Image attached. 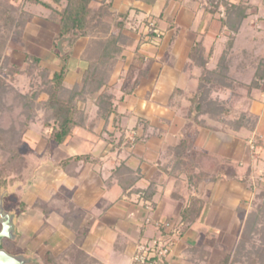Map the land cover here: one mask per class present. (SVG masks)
Segmentation results:
<instances>
[{
  "label": "crops",
  "instance_id": "1",
  "mask_svg": "<svg viewBox=\"0 0 264 264\" xmlns=\"http://www.w3.org/2000/svg\"><path fill=\"white\" fill-rule=\"evenodd\" d=\"M42 1L57 11L66 5ZM231 4L245 9L237 28L226 25ZM103 5L113 18L110 32L131 42L110 76L115 113L95 120L97 108L88 100L82 126L49 163L35 166L37 180L23 199L28 213L19 215L37 221L30 233L35 242L9 254L45 262L47 253L58 257L81 236L79 248L93 264H131L139 246L168 238V222L179 233L162 264H230L255 196L264 190V80L256 73L264 61V0H222L223 16L191 0H89L88 8ZM27 7L32 19L12 46V65L34 58L51 73L65 68L66 87L78 84L89 38L72 39V31L60 37L50 9ZM224 56L230 62L220 79H230L231 87L214 86L209 97L224 104L233 99L234 112L255 119L251 130L203 115L194 119L191 101L203 72L215 70ZM73 157L83 159L61 167Z\"/></svg>",
  "mask_w": 264,
  "mask_h": 264
},
{
  "label": "trees",
  "instance_id": "2",
  "mask_svg": "<svg viewBox=\"0 0 264 264\" xmlns=\"http://www.w3.org/2000/svg\"><path fill=\"white\" fill-rule=\"evenodd\" d=\"M220 1L222 0H209L210 9L215 11ZM24 2L28 5H40L50 9V18L59 27L60 37L66 36L72 31V39L83 36L89 38L87 47L82 54V60L87 63V68L80 82L72 87H66L64 84L65 68L51 73L47 69L39 67L36 59L28 58L33 63L30 72L36 70L37 73L35 75L39 76L41 83L36 85L34 82L29 92L24 96H18L19 101L23 104H30L37 100L41 94L46 96V99L41 104L44 114L47 115V117L44 118V126L50 128L49 142L59 145L66 140L76 127L82 126L85 122L87 112L84 107L88 100L94 101L97 108L95 120L106 121L115 113L113 96L109 93L110 76L115 67L119 52L124 45H128L131 42L120 33L112 34L110 32L113 18L110 16L106 5H103L98 10H90L88 8L89 0H66L65 7L61 11H57L42 0H24ZM12 6L11 0H0V15L6 14V18L10 23L13 20L12 15H9V11L13 8ZM226 15V25L228 27L237 28L245 18V9L241 4H231L226 8ZM26 16L28 17V21L25 20L23 24L26 22L28 24L32 19L30 13L25 14V18ZM115 26L121 28L122 24L116 23ZM10 28V26H6L0 32V54L3 50V42H5L6 37L11 33ZM24 28H26V26H24ZM195 53L196 52L193 51L191 57L194 58ZM228 59L230 60V57ZM229 60L227 61L225 56L221 57L215 70L210 72L203 69L204 83L200 84L199 94L191 101V108L196 111L194 119L196 120L198 116L203 115L212 120H222L231 127L235 125H244L247 129L251 130L255 120H250L252 116H248V114L242 112H234L228 105L224 104V102L210 98L209 94L205 92L208 88L206 87V83L209 85V88L218 85H222V87H231V84H229L231 82L230 79L227 80V77L224 80L220 79V77L223 76V71H228L227 62H230ZM203 64L204 61H202V65ZM257 65L256 73L260 76V79L263 78L262 80H264V61L258 60ZM10 66L9 68L12 72L19 73V68L14 65ZM7 85V82L5 83L0 80V97L1 94L5 93ZM195 100L196 105L194 104ZM26 126L27 125H25L24 128ZM11 157L14 159L17 156L11 153ZM82 159V157L69 158L62 162L61 167L79 162ZM9 161H11V159ZM6 166H8V164H6ZM3 199L4 196L0 190V213L1 210H3ZM260 200H262V202L255 206L256 209L254 208V210L249 212L244 221L239 242L230 258V262H238L242 259L249 260V264H259L260 262L258 259L260 256L258 255L257 259L251 260V256L257 253L251 254L246 245V242L249 241L248 239L250 238V231L258 232L264 240V190L258 192L255 196V203ZM24 207L23 204V208ZM260 222H262V224L258 226ZM71 228L74 229L75 233L79 235L82 234V230L79 229V224H74ZM80 238L60 256L52 257L47 253L45 262L34 264H93L92 260L79 248L81 243ZM3 240L11 244L12 239ZM7 253L9 254V252ZM260 258H262V256ZM228 260L229 259H227V261Z\"/></svg>",
  "mask_w": 264,
  "mask_h": 264
},
{
  "label": "rangeland",
  "instance_id": "3",
  "mask_svg": "<svg viewBox=\"0 0 264 264\" xmlns=\"http://www.w3.org/2000/svg\"><path fill=\"white\" fill-rule=\"evenodd\" d=\"M11 3L13 8L9 11V15H12V22L8 21L6 14L0 15V32L6 26L11 27V33L3 42V50L0 54V80L8 84L5 93L1 94L0 97V190L4 196L2 202L3 210H1L0 215L5 213L13 218L12 236L15 237H12L11 244L2 240L0 248L9 253L22 254L23 250L31 248V244L35 242L32 240L30 233L37 222L31 217L19 218V215L25 216L26 212L28 213V209L23 213V199H27L28 194L30 195L33 190L32 186L35 183L36 175H38L35 166L43 165L45 159L49 163L50 154H56L58 151L56 148L60 144L49 142L50 128L44 126V118L47 115L44 114L41 104L46 99V96L41 94L37 100L30 104H23L19 101L18 96H24L31 90L34 82L39 85L41 81L39 76L35 75L37 73L36 70L30 72L33 63L29 59H26L21 66H16L19 68V73H14L9 68L12 65L10 59L12 46L16 47L20 44L25 30L24 26H27V22L23 23L25 20L28 21V17L26 16L25 18V14L29 13L27 11V6L29 5L24 0H11ZM209 91L210 88H207L205 92L209 94ZM232 102L233 99L226 103L231 109ZM25 125L27 126L24 128ZM11 153H14L17 157L13 159ZM10 159L11 161H9ZM39 179L44 180L43 178ZM35 194H37V191ZM60 195L63 196L61 193ZM66 195L69 198L70 194L66 193ZM261 202L262 200L256 203L253 201L250 211L254 210V208L256 209L255 206ZM19 220L21 228L25 230V233H23L24 239L18 225ZM261 224L262 222L258 226H261ZM261 237L258 232L250 231V238L246 245L251 254L257 253L251 256V260L257 259V255L262 256V258H258L259 264H264V240ZM20 240H22L21 246H19ZM36 243L38 244V242ZM35 250L42 255L44 247L39 243L38 246H35ZM23 255L26 258H24L25 260L28 259L27 264L39 262L37 255L29 256L24 252ZM230 264H249V260L242 259L238 262H230Z\"/></svg>",
  "mask_w": 264,
  "mask_h": 264
},
{
  "label": "built area",
  "instance_id": "4",
  "mask_svg": "<svg viewBox=\"0 0 264 264\" xmlns=\"http://www.w3.org/2000/svg\"><path fill=\"white\" fill-rule=\"evenodd\" d=\"M191 1L202 7L210 8L209 0ZM216 10L221 16L224 15V8L221 5L217 6ZM163 226L170 229L168 238L158 236L149 244L139 246L132 257L131 264H162L171 247L172 238L176 237L179 233L178 226H171L168 222H165Z\"/></svg>",
  "mask_w": 264,
  "mask_h": 264
},
{
  "label": "water",
  "instance_id": "5",
  "mask_svg": "<svg viewBox=\"0 0 264 264\" xmlns=\"http://www.w3.org/2000/svg\"><path fill=\"white\" fill-rule=\"evenodd\" d=\"M67 38H63L60 40L59 44L62 42L63 44L66 42ZM58 44V45H59ZM59 50L61 49L60 45L58 46ZM11 217L7 214L1 215L0 217V243L3 239H12L11 233ZM27 260L22 257L12 256L8 254L6 251L0 249V264H27Z\"/></svg>",
  "mask_w": 264,
  "mask_h": 264
}]
</instances>
